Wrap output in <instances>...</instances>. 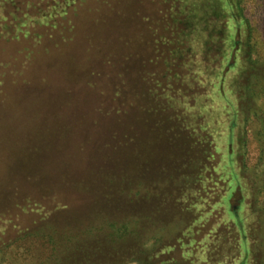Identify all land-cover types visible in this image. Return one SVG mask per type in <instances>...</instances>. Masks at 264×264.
<instances>
[{"label":"rangeland","instance_id":"obj_1","mask_svg":"<svg viewBox=\"0 0 264 264\" xmlns=\"http://www.w3.org/2000/svg\"><path fill=\"white\" fill-rule=\"evenodd\" d=\"M184 3L0 0V264H264V0Z\"/></svg>","mask_w":264,"mask_h":264},{"label":"trees","instance_id":"obj_2","mask_svg":"<svg viewBox=\"0 0 264 264\" xmlns=\"http://www.w3.org/2000/svg\"><path fill=\"white\" fill-rule=\"evenodd\" d=\"M211 1L216 3V5H219L220 6L219 8L223 7L222 0H211ZM169 2H172L173 7L175 6V8L177 7V9L179 11H181V13L184 16L183 21H185V23H186V21L188 22L187 27H186L187 30L188 31H192L194 25L189 23V22L192 23V18H191L190 15L184 14V11H183L184 7H188L189 4H186V3L182 4L183 0H172V1L169 0ZM231 3L234 4V1H231ZM196 7H197V14L200 13V15L202 16V20L200 19L198 22H195L196 24L195 23H193V24H195V25L198 24L199 25V27H197V29L199 30L198 33H201L200 39L202 38V43H201L202 48H201V50L203 49V52L206 53L211 48L210 47V45H211L210 40L212 38L211 33H212V31H214L213 30L214 29V25L210 24V22L213 21L211 18L214 17V16H219V15H218L217 12H213V13L210 12L209 13L208 11H206L207 8H206L204 3H199V4H197ZM204 7H205V10H204ZM5 15L8 16V13H6ZM21 32L22 31H19L17 33L19 34ZM190 48L191 47L189 45V50H191Z\"/></svg>","mask_w":264,"mask_h":264}]
</instances>
